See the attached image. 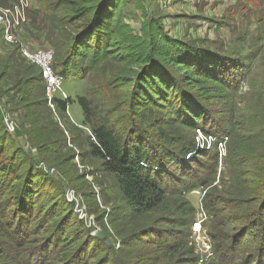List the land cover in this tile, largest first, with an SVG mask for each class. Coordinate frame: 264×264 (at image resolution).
<instances>
[{"label": "rangeland", "instance_id": "obj_1", "mask_svg": "<svg viewBox=\"0 0 264 264\" xmlns=\"http://www.w3.org/2000/svg\"><path fill=\"white\" fill-rule=\"evenodd\" d=\"M4 1L8 3L0 4V7L17 2ZM52 3H55L54 0H30L27 20L17 31L18 43L5 42L0 33V107L5 130L12 135L9 140L0 139V217H3L7 208L12 209L19 202V198H15V194L8 189L14 175H9V178L5 176L3 167L19 164L20 160L15 156L22 154L24 167L31 165L39 179L45 178L40 186L41 197L36 200L38 209L33 214V226L30 229L46 236L47 230L56 228V222L48 216L50 212L42 213L44 208L48 209L51 205L43 191L48 189V194L57 195L58 192H64L73 204L72 210L66 212L65 224H68L72 212L75 215L73 221L76 218L85 220L93 235L105 232L117 249L113 255L116 259L112 257L108 261L109 257L88 244L86 250L89 252L93 249V252L81 255L78 259L80 263L85 260L91 264H120L119 259L125 261L124 264L182 263V256L176 258L177 262H171L164 254H159L140 241L127 242L128 246H125L122 240L130 239L131 242L134 236L148 238L150 233L157 238L160 233L174 230L171 224L164 222L165 217L177 218L190 205L199 209L197 219L200 213H205L206 221L209 216L202 202L209 200L217 206L220 229L225 233V246L231 255L230 262L226 264H253L260 260L264 264L263 247H258L256 251L253 249L261 243L253 232L258 228L261 230L264 225V180H252L256 176L254 164L240 165L233 156H229L232 152L231 143L230 148L229 144L223 145L225 150L221 156L218 145L221 137L225 138L226 143L230 142L227 138V123L219 122L222 117L227 116L231 106L239 108L242 113H250L252 103L249 98L252 94L257 97L264 87V0H142L148 17L160 21L169 34L204 49L208 57L215 60L222 57V64L227 60L233 61V65L237 64V78L244 75L245 80H238L242 81L241 84L225 94L222 104H211L210 108L202 109L209 118H215L212 124L222 128L221 137L218 135L217 141L211 140L202 127L192 129L179 122L182 117L177 116L178 120H175L176 116L170 110L144 106L142 98L133 96L131 88L125 89L116 82V76L127 70L121 63L114 61L101 63L83 79L64 78L63 91L70 98L66 110L59 109L55 99H63L62 92L50 94V99L40 70L29 64L20 52L21 44L31 49L48 47L56 57L59 47L55 40L59 34L53 29L51 11L47 9L48 5H54ZM124 12L134 31L140 32L145 17L136 7V0H127ZM91 90L98 92L95 104L110 116V123L114 122L122 130L126 126L127 133L134 135L133 142L144 141L153 147L159 144L163 148L174 149L183 145L195 146L193 153L197 156L194 155L187 162L184 161L188 157L179 160L178 165L185 166L176 172L179 174L176 181L178 193L167 199L159 212L141 216L130 214L121 200L112 175L103 172L100 162L87 154L90 129L85 122V113L78 102V96L86 95ZM130 99L139 105L134 104L131 108ZM139 122L145 123V128L131 130L129 123L135 127ZM17 129L22 133L19 137L15 136ZM208 146L210 148L206 149ZM202 151H217L218 162L213 157L200 159L198 154ZM186 171L189 176H181ZM168 180L171 181L170 178ZM259 184L260 187H255ZM171 185L175 186L173 183ZM255 190L259 195L254 203L252 195ZM244 191L246 194L242 196ZM11 209L7 210V214ZM41 214L43 219L38 221ZM206 227L204 230L210 239V249L202 248L203 239L191 235V244L195 247L200 264H209L211 261L205 258L201 260L199 256L210 257L211 252L214 255L213 241ZM147 228L152 232H143ZM116 230L123 231L125 238ZM2 236L0 234V241ZM52 238L55 243L60 239L54 241L51 235ZM5 248L11 256L13 249L9 245ZM250 250L254 254L246 255ZM154 256L157 257L156 262L153 261ZM210 259L215 260V257ZM35 261L33 255V263Z\"/></svg>", "mask_w": 264, "mask_h": 264}, {"label": "trees", "instance_id": "obj_2", "mask_svg": "<svg viewBox=\"0 0 264 264\" xmlns=\"http://www.w3.org/2000/svg\"><path fill=\"white\" fill-rule=\"evenodd\" d=\"M0 1V4L8 3ZM54 2L52 3L54 5H48L47 9L51 11L53 29L59 34V38L55 40L59 51L54 62L55 71H58L59 75L63 78L83 79L88 72L105 61L121 63L127 72L117 75L116 82L125 89L131 88L133 96L137 99L142 98L144 106L170 110L173 115L175 114V120H178L177 116L182 117L178 121L187 127L192 129L202 127L212 138L218 135L221 137L222 128L212 124L215 118H209L202 109L210 108L211 104H222L225 94L241 84L242 81L238 80L244 79V75L237 78L235 60L234 65L230 60L222 64V57L216 60L208 57L204 49L169 34L160 21L148 17L142 0H136V7L145 17L140 32H135L126 19L124 8L127 0H54ZM0 33H3L1 28ZM98 95V92L91 90L86 95L78 96V102L85 113V122L90 129L87 154L100 162L103 172L112 175L121 200L130 214L141 216L159 212L167 199L178 193L176 181L179 174L176 172L185 166L178 165L179 160L188 157L184 161L187 162L194 157L195 146L183 145L174 149L163 148L159 144L153 147L144 141L133 142L134 135L127 133V127L122 130L114 122L110 123V116L95 104ZM257 95L256 97L252 94L250 98L248 97L252 103L250 113H242L239 108L231 106L227 116L219 121L227 123L226 134L230 142L226 144H229L230 148L231 143L232 148L229 156H233L240 165L254 164L256 173L252 179L254 182L264 180V87ZM129 101L131 108L134 104L139 105L135 100ZM55 102L59 109L65 111L69 101L56 98ZM184 116L186 117L183 118ZM138 124L134 127V124L129 123V127L137 131L145 128V123ZM21 135V130L17 129L15 136ZM0 137L6 140L12 138L5 130L1 107ZM202 152L198 154L200 159L213 157L215 162H218L217 151ZM15 158L20 160L19 164L3 167L5 176L9 178V175H14L8 189L15 194V198H19V202L12 209L7 208L11 211L7 214L6 210L3 217H0L2 232L0 234L3 235L0 241V257L4 258V260L0 258V264H91L85 260L80 263L78 259L81 255H89L93 249L104 253L109 257L108 261H111L117 249L113 243L107 244L106 239L109 236L105 232L104 239L97 234H91V228H88L85 220L76 218L73 221L75 215L72 212L68 224H65L66 212L72 210L73 204L68 201L64 192H58L57 195L48 194V189L43 191L51 205L48 209L44 208L42 213L50 212L48 216L51 217V221L56 222L54 223L56 228L47 230L46 236L30 229L33 226V214L38 209L36 200L41 197L40 186L43 185L45 178L39 179L31 165L24 167L25 160L22 154L16 155ZM174 164L177 166L172 167ZM183 175L189 176L187 171L186 174H181ZM245 194L244 191L242 196ZM258 195L255 190L252 202L257 201ZM202 205L209 216L203 226H207L214 246L215 260H210L209 264H226L230 262L231 255L225 246V233L220 229L217 206L209 200L202 202ZM198 212V208L190 205L184 214L177 218L165 217L164 222L171 224L174 230L160 233L157 238L150 233L148 238L134 236L131 242L130 239H123V244L126 246L127 242L140 241L151 246L152 250L155 249L159 254H164L171 262L182 256L184 261L179 264H200L195 247L191 244L192 224L197 219ZM41 216L42 214L38 221L43 219ZM77 224L78 228L73 229ZM259 230L260 228L255 232L252 230L254 237L259 238L263 244L253 247L255 251L261 246L263 247L261 250H264V232H261L264 225ZM116 231L123 237V231ZM149 231V228L143 230L146 233ZM51 235L54 241L60 238L58 243L53 242V238L50 239ZM88 244L93 246L89 252L86 250ZM7 245L13 249L11 256L5 248ZM250 251L246 255L254 254L253 250ZM32 254L36 257L35 263ZM119 261L120 264L126 263L121 262V259ZM153 261L156 262L157 257L154 256ZM253 264L263 263L260 260Z\"/></svg>", "mask_w": 264, "mask_h": 264}, {"label": "built area", "instance_id": "obj_3", "mask_svg": "<svg viewBox=\"0 0 264 264\" xmlns=\"http://www.w3.org/2000/svg\"><path fill=\"white\" fill-rule=\"evenodd\" d=\"M30 7V0H17V2L13 3L9 6L0 7V28L2 30V38L7 43L16 44L19 42V39L17 37V31L18 29L24 24V22L27 20V10ZM20 52L22 57L30 64L36 66L44 79V82L47 85V92L50 97V94L55 93L56 91H61L63 94V99L68 100L70 96L66 94L63 91V80L64 78L59 75L54 68V62H55V56L53 54V51L48 48H38V49H31L29 46L21 44ZM211 140L217 141L216 138H212V136H209ZM219 150H220V156L223 155L224 147L226 146L225 138H220ZM206 148V147H205ZM210 146H208L209 149ZM203 211V209H202ZM198 217V216H197ZM206 218L205 213H200L199 218L196 219L192 224V234L196 235L198 239H203V244H201L202 248L206 247L207 249H210V239L208 235L206 234V231L204 230L203 221ZM205 249V248H204ZM212 255L210 257L208 256H199L201 260L205 258V260L210 261L211 257H213V252H211ZM210 253V254H211ZM203 258V259H202Z\"/></svg>", "mask_w": 264, "mask_h": 264}, {"label": "water", "instance_id": "obj_4", "mask_svg": "<svg viewBox=\"0 0 264 264\" xmlns=\"http://www.w3.org/2000/svg\"><path fill=\"white\" fill-rule=\"evenodd\" d=\"M97 236L100 237L101 239L105 238V235L102 232H99L97 234ZM106 242H107L108 245H111V243H112L110 239H106Z\"/></svg>", "mask_w": 264, "mask_h": 264}]
</instances>
